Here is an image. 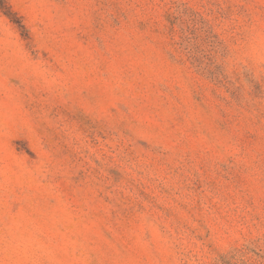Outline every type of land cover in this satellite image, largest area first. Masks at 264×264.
Returning a JSON list of instances; mask_svg holds the SVG:
<instances>
[{
  "label": "rangeland",
  "instance_id": "rangeland-1",
  "mask_svg": "<svg viewBox=\"0 0 264 264\" xmlns=\"http://www.w3.org/2000/svg\"><path fill=\"white\" fill-rule=\"evenodd\" d=\"M0 264H264V0H0Z\"/></svg>",
  "mask_w": 264,
  "mask_h": 264
}]
</instances>
